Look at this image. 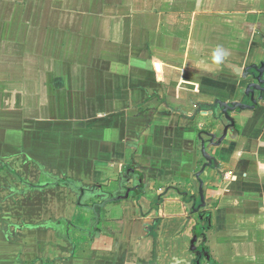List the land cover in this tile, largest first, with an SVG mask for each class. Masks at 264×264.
<instances>
[{"label": "crops", "instance_id": "obj_1", "mask_svg": "<svg viewBox=\"0 0 264 264\" xmlns=\"http://www.w3.org/2000/svg\"><path fill=\"white\" fill-rule=\"evenodd\" d=\"M202 196L264 264V0H0V264H187Z\"/></svg>", "mask_w": 264, "mask_h": 264}, {"label": "flooded vegetation", "instance_id": "obj_2", "mask_svg": "<svg viewBox=\"0 0 264 264\" xmlns=\"http://www.w3.org/2000/svg\"><path fill=\"white\" fill-rule=\"evenodd\" d=\"M123 176H124V180L122 184L125 185L124 194L113 195L111 193H106L107 195L103 197L104 199H102L100 203L89 204V205L84 204L89 208L92 207L91 209H87L86 211H92V210L95 211L97 209L101 210L108 203L117 202L119 200L126 199L129 196V194L134 199L140 198V196H142L143 194L142 175L133 169L132 164H129L125 169ZM73 184L75 185V187L74 186L71 187L74 188L75 191L78 193L77 196H79L78 197L79 199H81V197L84 196L83 190L84 192H94L96 188H101V186H95L85 189V187H81L79 185H76L75 183ZM80 189L82 190V192L80 191ZM127 191L129 192L127 193ZM139 191H141L142 194H139ZM115 196H122L123 198L118 200H111ZM190 200H193V202L191 208L189 209L188 217L192 220L193 228L191 230V238L188 242V245L185 248V250L188 253H190V258H188L186 263L187 264H219L218 261L212 257L210 250L206 245L207 243L206 230H208L210 226L209 208L211 204H213V206L215 204L216 206L217 201L215 200V203L213 202L208 203L207 200L205 199V196L204 199L202 196V200H200V197H190V199L189 198L186 199V201H190Z\"/></svg>", "mask_w": 264, "mask_h": 264}, {"label": "water", "instance_id": "obj_3", "mask_svg": "<svg viewBox=\"0 0 264 264\" xmlns=\"http://www.w3.org/2000/svg\"><path fill=\"white\" fill-rule=\"evenodd\" d=\"M254 68L256 67L255 65L253 66ZM258 79V78H257ZM251 87H253V86H251ZM237 106H239V103H233V104H231V105H223L222 107H223V114L225 115V117H227L228 118V120H229V126L230 127H234V124H235V121H234V119L233 118H231L230 117V115H228V111L229 110H234ZM225 107V108H224ZM225 134V133H224ZM205 143L202 141V146H201V149H202V154H203V156L205 157V160H207V162H210L211 161V159H210V157L206 154V152H205V145H204ZM206 164H204V166H205ZM129 191H127V193H128ZM200 193H201V195H202V189H200ZM121 198H123L122 196H115V197H113L111 200H118V199H121Z\"/></svg>", "mask_w": 264, "mask_h": 264}, {"label": "trees", "instance_id": "obj_4", "mask_svg": "<svg viewBox=\"0 0 264 264\" xmlns=\"http://www.w3.org/2000/svg\"><path fill=\"white\" fill-rule=\"evenodd\" d=\"M60 180H61V179H60ZM60 180H58V182H59ZM60 182L63 183V184H66V185L74 186V187H75V185H74L71 181H68V180L63 179V180L60 181ZM77 189H78V188H77ZM80 191H82V190L80 189ZM139 194H142V192L139 191ZM77 205H78L81 209H83V210H87V209H91V208H92V207L89 208L88 206H85L84 204L79 203V201H78Z\"/></svg>", "mask_w": 264, "mask_h": 264}, {"label": "rangeland", "instance_id": "obj_5", "mask_svg": "<svg viewBox=\"0 0 264 264\" xmlns=\"http://www.w3.org/2000/svg\"><path fill=\"white\" fill-rule=\"evenodd\" d=\"M170 209L175 212L178 209V206L176 204L171 205Z\"/></svg>", "mask_w": 264, "mask_h": 264}]
</instances>
